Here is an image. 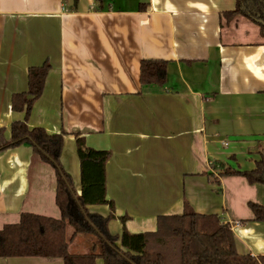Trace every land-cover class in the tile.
<instances>
[{"label":"crops","instance_id":"obj_1","mask_svg":"<svg viewBox=\"0 0 264 264\" xmlns=\"http://www.w3.org/2000/svg\"><path fill=\"white\" fill-rule=\"evenodd\" d=\"M234 8L235 0H0V129L9 137L23 120L11 98L27 91L30 67L47 63L27 127L63 134L60 163L78 194L76 137L110 153L111 235L154 232L158 216L188 208L229 224L238 254L264 258V222L247 207L264 205L262 187L263 195L241 177L220 176L222 167L253 170L264 149V37L246 17H223ZM142 60L167 62L163 88L140 83ZM55 190L53 168L30 145L0 151V230L22 214L59 219ZM81 236L70 253L93 249Z\"/></svg>","mask_w":264,"mask_h":264},{"label":"trees","instance_id":"obj_2","mask_svg":"<svg viewBox=\"0 0 264 264\" xmlns=\"http://www.w3.org/2000/svg\"><path fill=\"white\" fill-rule=\"evenodd\" d=\"M222 15L226 20L246 17L258 26L264 37V0H235L234 10ZM166 66L165 61L142 60L140 83L163 88ZM49 69L47 63L28 69L27 91L11 98V110L24 112V118L11 124L9 137L5 129H0V151L27 143L42 162L53 168L55 204L60 218L22 214L17 224L5 225L0 230V258L55 257L61 258L63 264H95L96 259H101L103 264H264L263 257L237 253L229 224L222 223L216 215H202L188 208L180 215L158 216L154 232L131 234L123 229L120 235H111L108 223L114 218L113 203L106 199L105 179L110 153L88 148L82 138L76 137L78 194L60 163L63 134L49 135L42 128L27 127L32 106L42 94ZM259 155L253 170L222 167L220 176L241 177L248 185H259L264 191V149ZM90 206H108L110 213L102 216L90 212ZM247 207L253 221L264 222V205L248 202ZM68 228L72 230L70 236H67ZM77 234L95 237L98 248L94 245L88 253H70L68 243Z\"/></svg>","mask_w":264,"mask_h":264},{"label":"rangeland","instance_id":"obj_3","mask_svg":"<svg viewBox=\"0 0 264 264\" xmlns=\"http://www.w3.org/2000/svg\"><path fill=\"white\" fill-rule=\"evenodd\" d=\"M255 187H256V189H260V191H261V193H262V195H263V192H262V189H261V187L260 186H257V185H255ZM71 229L69 228V229H67V235L69 236L70 234H71ZM82 237V239H84V240H92L93 241V243H94V245H96V248H98L97 246V240H96V238L95 237H93V236H90V235H88V236H81ZM72 251H73V249H71Z\"/></svg>","mask_w":264,"mask_h":264},{"label":"built area","instance_id":"obj_4","mask_svg":"<svg viewBox=\"0 0 264 264\" xmlns=\"http://www.w3.org/2000/svg\"><path fill=\"white\" fill-rule=\"evenodd\" d=\"M213 162L212 161H208V165H211ZM235 226H238L237 223H235Z\"/></svg>","mask_w":264,"mask_h":264}]
</instances>
